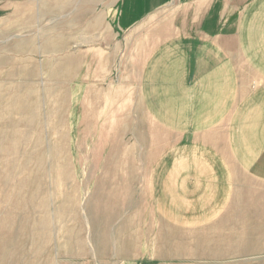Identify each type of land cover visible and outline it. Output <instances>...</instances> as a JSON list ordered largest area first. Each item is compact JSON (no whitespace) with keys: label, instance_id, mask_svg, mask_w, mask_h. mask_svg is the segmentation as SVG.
<instances>
[{"label":"rangeland","instance_id":"rangeland-1","mask_svg":"<svg viewBox=\"0 0 264 264\" xmlns=\"http://www.w3.org/2000/svg\"><path fill=\"white\" fill-rule=\"evenodd\" d=\"M239 1L201 35L238 44V115L185 135L145 64L229 0H0V264H264V18Z\"/></svg>","mask_w":264,"mask_h":264},{"label":"crops","instance_id":"crops-1","mask_svg":"<svg viewBox=\"0 0 264 264\" xmlns=\"http://www.w3.org/2000/svg\"><path fill=\"white\" fill-rule=\"evenodd\" d=\"M239 2V0H229L230 10L226 8L222 12L207 9L200 11L198 18L201 15L204 17L205 26L210 29L208 34L202 32L201 29L199 30L200 34L191 33L192 28L189 25V32H185L181 40L176 43L160 44L159 48L154 50L153 58H149L150 60L145 64V66L151 67L149 71H144L141 78V82L145 84L146 99L150 100V107L154 108L155 116H162V118H158V121L167 124L168 130L182 131L186 133L185 135L193 134V131L196 130L214 129L217 124L227 121L229 115L237 117L238 111L234 112V108L238 105L239 78L237 68L234 67L237 63L238 44L234 47V51L232 50L233 46L232 49L230 48L231 51L225 49L228 58L224 61L221 37L218 39V47L209 49L201 35H222L216 34V30L214 32L208 26V17H205L207 13H209L210 19H212V15L216 17L218 14L219 18H216V21L212 23L213 28L216 24H219L221 28L224 24L221 23L223 18L230 19V24L236 28L235 34H237L240 18L237 6ZM245 3L242 8V11L246 10L245 18H264V14H260L264 8L259 9L261 8L259 5L264 4V0H246ZM204 12L206 14H203ZM233 19H235V23H232ZM201 25H203V21ZM211 67L214 68V71L211 70ZM205 95L207 97L215 95L216 98L212 100L206 97L205 100ZM176 99H178L177 102ZM174 106L182 107V112H176L173 109ZM198 106H200L199 112L197 109L194 111ZM203 106L204 108H201ZM159 107H164V112L162 110L160 112ZM191 145L204 146L199 143ZM178 156L174 155V158ZM203 156L205 157L203 160H216L214 154L208 153ZM174 158L168 151L161 161L174 160Z\"/></svg>","mask_w":264,"mask_h":264}]
</instances>
